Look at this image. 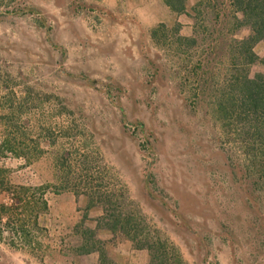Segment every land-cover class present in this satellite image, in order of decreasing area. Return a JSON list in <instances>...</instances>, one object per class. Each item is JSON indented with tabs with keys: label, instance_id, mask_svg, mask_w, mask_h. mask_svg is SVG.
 <instances>
[{
	"label": "rangeland",
	"instance_id": "rangeland-1",
	"mask_svg": "<svg viewBox=\"0 0 264 264\" xmlns=\"http://www.w3.org/2000/svg\"><path fill=\"white\" fill-rule=\"evenodd\" d=\"M201 1L168 18L104 0H0V168L31 202L0 222V264H117L120 253L141 264L126 251L145 249L105 230L112 214L184 264H264V189L215 113L229 40L248 30L212 31ZM21 223L25 236L12 232Z\"/></svg>",
	"mask_w": 264,
	"mask_h": 264
},
{
	"label": "trees",
	"instance_id": "trees-1",
	"mask_svg": "<svg viewBox=\"0 0 264 264\" xmlns=\"http://www.w3.org/2000/svg\"><path fill=\"white\" fill-rule=\"evenodd\" d=\"M166 3L174 12L185 10L184 0H166ZM196 8L198 15L205 11L211 13V22L214 21L212 31L221 35L228 29L233 34L243 28L248 30L245 37L229 40V57L233 69L229 70L225 88L218 92L215 113L224 125L231 128L236 143L244 149L245 175L254 180L253 184H259L264 189V70L252 76L247 71L256 62L264 67V56L260 58L255 52L256 46L264 42V0H203ZM219 20L221 23H218ZM5 173L0 168V191L8 192L14 202L0 204V222L6 218V223H11L17 206L23 202V210L28 212L31 202L23 198L25 192L12 191ZM46 209L47 203L43 201L40 210ZM107 220L106 231L114 234L119 230V234L131 240L136 249L148 252L146 264H184L174 245H168L165 238H150L142 230H137L131 217L112 214ZM23 225H15L13 234L25 236Z\"/></svg>",
	"mask_w": 264,
	"mask_h": 264
},
{
	"label": "crops",
	"instance_id": "crops-1",
	"mask_svg": "<svg viewBox=\"0 0 264 264\" xmlns=\"http://www.w3.org/2000/svg\"><path fill=\"white\" fill-rule=\"evenodd\" d=\"M104 1L107 3L106 8L108 9L123 8V9L136 10V11H158L159 10V11H162L163 16H166L167 14V16H169L168 18H171L170 15L174 13L171 7L166 3V0H104ZM184 1H186V5L187 4L189 5L192 0H184ZM180 17L181 15L179 14V18ZM157 18L164 20L165 17L163 18L161 15H157ZM157 18H155V20ZM158 22L160 21H154V20L150 21L149 20V21L143 22V24L153 25V24H157ZM126 252L127 254H130L132 257L138 256L137 254H140L144 258L141 264H146L147 262L146 251L128 249ZM118 255L119 256H118L117 264H132L129 262L128 258L126 259L124 258V256H126L125 253H120Z\"/></svg>",
	"mask_w": 264,
	"mask_h": 264
}]
</instances>
